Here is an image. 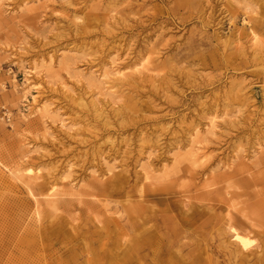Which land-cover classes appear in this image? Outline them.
Here are the masks:
<instances>
[{
    "label": "rangeland",
    "instance_id": "1",
    "mask_svg": "<svg viewBox=\"0 0 264 264\" xmlns=\"http://www.w3.org/2000/svg\"><path fill=\"white\" fill-rule=\"evenodd\" d=\"M0 264H264V0H0Z\"/></svg>",
    "mask_w": 264,
    "mask_h": 264
},
{
    "label": "bare ground",
    "instance_id": "2",
    "mask_svg": "<svg viewBox=\"0 0 264 264\" xmlns=\"http://www.w3.org/2000/svg\"><path fill=\"white\" fill-rule=\"evenodd\" d=\"M253 37L255 39H257L258 35L255 32H252ZM53 62L51 61V64ZM40 73L35 72V70H31V72H29L28 74V78L26 80L28 87H30V78H35L39 75ZM116 76H123L122 71H118L116 74ZM104 79H107V75L105 74L103 76ZM28 90V89H27ZM36 93H39L38 90L35 91ZM38 104H39V100L37 99V96H35L34 94H32V106L34 109L38 108ZM39 109V108H38ZM51 110V109H50ZM47 111V110H46ZM47 115H46V120L50 119V111H47ZM35 112L33 111L30 115H34ZM50 120H47V122H49ZM51 121L53 123H56L57 120L54 119V117H51ZM62 125V127L67 126V122L63 119L60 121V123ZM214 124V123H213ZM199 148H197L198 150ZM203 159V155H197L196 156V162L201 161ZM30 165V163H26L25 166ZM24 168V167H23ZM12 178H16L17 180L23 181L25 182L26 180L31 182L30 184L26 183L30 194L33 196V198L36 200L37 203H39V200L37 198V196L35 195V193L33 192L34 189L32 187V183L36 182V181H41L44 176L41 172V170L38 169H33L30 167L23 169H19L16 168L14 170L10 171ZM14 176V177H13ZM115 176V175H114ZM42 191V192H41ZM40 191V196L45 197L44 202L47 203V205H49V207L51 208V210L53 211L54 214H56L59 210V202L60 199L63 197V193H61L58 189V187L56 185H50L47 187H43L41 188ZM34 222L35 224H38L39 222L42 221V214L41 211L38 209L34 212ZM233 234V237L235 238V241H237L238 245L244 250V251H248L250 250L253 246H254V242L255 240L251 239L249 236L244 235L243 233H240L236 228L231 227Z\"/></svg>",
    "mask_w": 264,
    "mask_h": 264
}]
</instances>
